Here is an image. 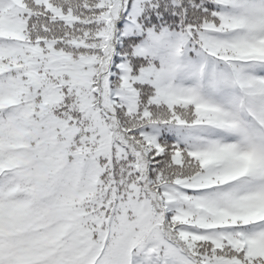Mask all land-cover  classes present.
Instances as JSON below:
<instances>
[{
	"label": "snow or ice",
	"instance_id": "1",
	"mask_svg": "<svg viewBox=\"0 0 264 264\" xmlns=\"http://www.w3.org/2000/svg\"><path fill=\"white\" fill-rule=\"evenodd\" d=\"M0 264H264V0H0Z\"/></svg>",
	"mask_w": 264,
	"mask_h": 264
}]
</instances>
